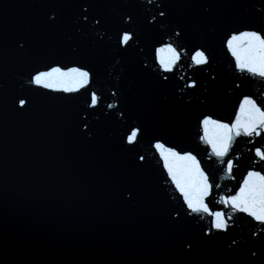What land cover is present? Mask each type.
Listing matches in <instances>:
<instances>
[{
	"label": "water",
	"instance_id": "1",
	"mask_svg": "<svg viewBox=\"0 0 264 264\" xmlns=\"http://www.w3.org/2000/svg\"><path fill=\"white\" fill-rule=\"evenodd\" d=\"M122 29L136 34L127 50ZM251 29L264 33V0H0V264H253L248 252L264 248V225L223 200L264 169L254 154L264 134L234 139L229 174V157L212 154L202 124L205 116L234 124L245 97L264 107V78L240 72L226 47ZM168 44L187 52L164 73L158 49ZM196 47L210 65L188 66ZM55 67L86 68L92 83L75 93L32 83ZM193 79L197 89L185 86ZM17 97L30 101L26 111ZM136 127L133 149L126 136ZM156 141L197 156L214 185L210 209L233 217L228 233L190 213ZM177 211L183 219L174 225ZM185 240L194 241L190 254Z\"/></svg>",
	"mask_w": 264,
	"mask_h": 264
},
{
	"label": "snow or ice",
	"instance_id": "2",
	"mask_svg": "<svg viewBox=\"0 0 264 264\" xmlns=\"http://www.w3.org/2000/svg\"><path fill=\"white\" fill-rule=\"evenodd\" d=\"M150 3L151 0H148ZM206 10H211V5L206 7ZM87 8L82 9L83 20H88ZM158 16L164 18L167 12L161 8ZM123 19V18H122ZM132 20L131 15H128V21ZM96 25L103 27L101 18L95 17ZM150 20L149 23H153ZM135 32L130 29H122L118 35V44L121 50H127L131 43L135 42ZM177 36L181 33L177 32ZM19 47L22 49L24 45L21 43ZM226 47L230 49L232 56L235 57L236 67L240 72H247L253 76L264 78V33L255 29L245 30L238 34H232L226 41ZM187 52V49L181 48L178 50L176 46L168 44L167 46L158 49L159 65L164 73L173 72L179 62L181 55ZM210 65V57L206 50L202 47H196L190 56L189 67ZM93 74L86 68L74 67L68 71L61 70L60 67L52 68L49 71H38L31 77L32 83L43 88L64 93H75L81 89L87 88L92 83ZM169 77L165 75L160 81L163 84L168 81ZM211 79H215L212 77ZM191 89H197V81L191 80L185 85ZM239 87V85H237ZM204 91H207V86H204ZM195 95V93H191ZM100 102V97L97 93L90 94V108H96ZM19 109L27 110L30 107V101L24 97H17L16 100ZM123 115V113H121ZM205 140L211 145L212 154L218 158L229 157V151L233 141L237 137H261L264 134V107L258 106L252 98L245 97L243 104L240 106V115L236 118L234 124L223 123L211 116H205L202 120ZM85 135H88V125H83ZM143 129L136 127L131 130L126 136V143L134 149L138 144V137L141 136ZM153 147L158 151L159 156L163 160V165L167 170L168 176L174 183L175 188L180 192L183 201L190 210V213L197 216L201 213L212 218V227L217 232L228 233V221L232 216L226 215L224 211H213L209 207V198L213 195V183L210 182L209 174L201 168V164L197 156L191 152L181 154L171 146H166L165 143L156 141ZM256 157L260 161H264V149L256 148L254 150ZM138 161L142 165L145 162V157L138 156ZM233 159L229 157L226 168L229 174L233 170ZM264 169L251 170L247 173V179L243 181V186L238 192L227 196L223 203L232 213H242L251 217L254 221L264 225ZM183 217L180 212L175 215L169 214V221L174 225H179ZM202 237H208L210 232L201 233ZM260 239L264 241V236ZM235 238H232L227 244L228 251H235L233 245H237ZM194 241H183V250L190 254L194 250ZM249 256L252 258L253 264L259 261V264H264V248L259 252L253 247L249 249Z\"/></svg>",
	"mask_w": 264,
	"mask_h": 264
}]
</instances>
